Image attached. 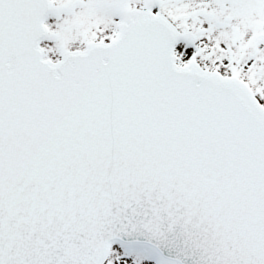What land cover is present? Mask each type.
Returning a JSON list of instances; mask_svg holds the SVG:
<instances>
[{
	"label": "snow or ice",
	"instance_id": "1",
	"mask_svg": "<svg viewBox=\"0 0 264 264\" xmlns=\"http://www.w3.org/2000/svg\"><path fill=\"white\" fill-rule=\"evenodd\" d=\"M0 264H264V0H0Z\"/></svg>",
	"mask_w": 264,
	"mask_h": 264
}]
</instances>
